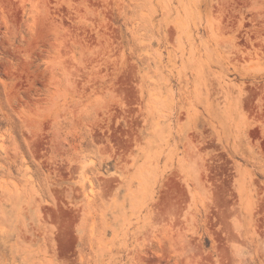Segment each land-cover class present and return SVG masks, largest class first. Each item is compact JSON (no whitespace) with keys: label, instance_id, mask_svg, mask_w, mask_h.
Returning <instances> with one entry per match:
<instances>
[{"label":"rangeland","instance_id":"rangeland-1","mask_svg":"<svg viewBox=\"0 0 264 264\" xmlns=\"http://www.w3.org/2000/svg\"><path fill=\"white\" fill-rule=\"evenodd\" d=\"M0 264H264V0H0Z\"/></svg>","mask_w":264,"mask_h":264}]
</instances>
